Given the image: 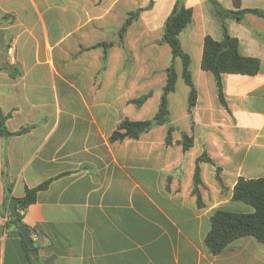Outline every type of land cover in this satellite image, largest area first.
Listing matches in <instances>:
<instances>
[{
    "label": "crops",
    "instance_id": "crops-1",
    "mask_svg": "<svg viewBox=\"0 0 264 264\" xmlns=\"http://www.w3.org/2000/svg\"><path fill=\"white\" fill-rule=\"evenodd\" d=\"M176 1L0 0V109L9 131L29 127L0 135V264H264L252 235L218 254L205 242L216 210L254 211L233 198L238 179L264 178V16L225 20L241 53L261 65L223 73V104L201 67L205 37L222 39L220 18L209 0H184L193 9L179 33L197 90L190 112L182 59L163 40ZM217 1L264 12V0ZM171 64L172 141L168 124L113 140L122 119L155 116ZM183 132L193 139L187 149ZM47 181L18 207L37 241L28 249L9 203Z\"/></svg>",
    "mask_w": 264,
    "mask_h": 264
},
{
    "label": "trees",
    "instance_id": "trees-1",
    "mask_svg": "<svg viewBox=\"0 0 264 264\" xmlns=\"http://www.w3.org/2000/svg\"><path fill=\"white\" fill-rule=\"evenodd\" d=\"M213 12L220 18V26L222 29V39L216 40L210 35L204 39L203 55L201 67L211 71L216 79L219 99L226 104L222 75L223 73H243L255 74L260 70V60L257 57L243 55L240 50V43L237 37L229 33L226 18L232 16L237 20H241L246 12L252 11L263 15L264 12L259 9H240L231 10L223 7L217 0H209ZM239 6V1H235ZM152 4V3H151ZM142 9L130 14L126 24L131 22L134 17L139 15ZM193 17V9L187 7L184 0H177L173 10L168 15L165 26L163 40L167 42L172 49L173 56H179L183 62V78L190 86L188 109L191 112L197 99V90L193 82L190 71L191 57L184 51L179 39V33L184 30L191 22ZM177 81V72L174 64L168 68V78L163 89L160 104L157 113L153 118L145 120H131L124 118L113 131L111 138L113 140H123L125 138H138L141 133L148 131L154 125L168 124L167 142L172 141L173 125L170 124V111L168 95L175 90ZM147 95L136 99L137 103L143 102ZM7 115H4L0 109V135H11L21 133L29 127L24 126L18 131L11 132L6 126ZM184 149L189 148L193 144V139L187 133H182L181 140ZM199 159L210 160L205 154ZM217 178L223 184L220 175V168L217 167ZM49 181L33 188L28 189L26 195L21 199L24 203L21 208H25L35 199V194L48 184ZM200 167L197 164L194 175V193L197 201L202 204L199 194L198 185L201 184ZM10 198V196H8ZM233 198L241 200L254 207L252 212H234L227 210H216L211 216V228L206 235L205 242L211 253L218 254L222 252L226 246L233 240L247 235L256 237L264 243V178L245 179L240 177L236 182L233 190ZM22 219L19 212L16 218L10 217L11 223L17 228L18 233L22 237L23 244L26 248L31 247L26 243L22 232L18 229L17 219Z\"/></svg>",
    "mask_w": 264,
    "mask_h": 264
},
{
    "label": "water",
    "instance_id": "water-1",
    "mask_svg": "<svg viewBox=\"0 0 264 264\" xmlns=\"http://www.w3.org/2000/svg\"><path fill=\"white\" fill-rule=\"evenodd\" d=\"M21 204H24V203L18 198L16 197L11 198L10 203H9V210H10V214L12 217L16 218L18 216L19 214L18 207ZM16 223L18 225V229L22 232L26 243L30 245L31 247L36 246L37 241H35L32 237L31 228L28 225L24 224L19 218L16 220Z\"/></svg>",
    "mask_w": 264,
    "mask_h": 264
}]
</instances>
